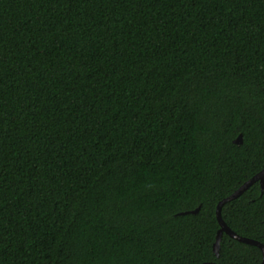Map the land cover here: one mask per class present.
I'll return each instance as SVG.
<instances>
[{
  "label": "trees",
  "instance_id": "16d2710c",
  "mask_svg": "<svg viewBox=\"0 0 264 264\" xmlns=\"http://www.w3.org/2000/svg\"><path fill=\"white\" fill-rule=\"evenodd\" d=\"M262 168L264 0H0V264H260Z\"/></svg>",
  "mask_w": 264,
  "mask_h": 264
},
{
  "label": "water",
  "instance_id": "95a60500",
  "mask_svg": "<svg viewBox=\"0 0 264 264\" xmlns=\"http://www.w3.org/2000/svg\"><path fill=\"white\" fill-rule=\"evenodd\" d=\"M235 143H241V134H239L234 140ZM258 181L260 184V189L261 191L264 190V168H262L260 171H258L257 173H255L253 176H251L250 178H248L247 180H245L239 187H237L231 194L227 195L226 197L222 198L220 201H218V203L216 204L215 207V215H216V219L218 221L219 224V228L216 232L215 235V240L213 242L212 245V250L215 253V255H218L219 252V246H220V240L222 237V234L225 233L227 234L229 237L236 239L240 242H244V243H248V244H252L255 245L257 247L260 248L261 253H262V259L260 264H264V244L249 238V237H244L241 236L237 233H235L233 230H231L227 224L224 222V220L221 217V207L222 205L227 202L230 201L234 198H236L237 196H239L241 193H243L251 184H253L254 182ZM199 209V206L196 207L193 210H189V211H181L178 214H184V213H196ZM200 264H216L214 262H202Z\"/></svg>",
  "mask_w": 264,
  "mask_h": 264
},
{
  "label": "flooded vegetation",
  "instance_id": "af4514ba",
  "mask_svg": "<svg viewBox=\"0 0 264 264\" xmlns=\"http://www.w3.org/2000/svg\"><path fill=\"white\" fill-rule=\"evenodd\" d=\"M218 253H219V252H218ZM205 262H207V261H205ZM208 262H214V263H216V264H221V263L216 262V261H208Z\"/></svg>",
  "mask_w": 264,
  "mask_h": 264
}]
</instances>
